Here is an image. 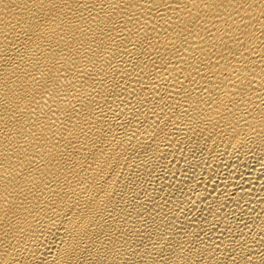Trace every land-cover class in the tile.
Masks as SVG:
<instances>
[{
  "label": "bare ground",
  "instance_id": "obj_1",
  "mask_svg": "<svg viewBox=\"0 0 264 264\" xmlns=\"http://www.w3.org/2000/svg\"><path fill=\"white\" fill-rule=\"evenodd\" d=\"M0 264H264V0H0Z\"/></svg>",
  "mask_w": 264,
  "mask_h": 264
}]
</instances>
